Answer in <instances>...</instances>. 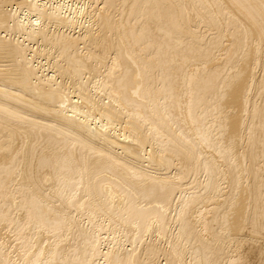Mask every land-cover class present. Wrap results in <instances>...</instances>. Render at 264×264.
I'll list each match as a JSON object with an SVG mask.
<instances>
[{
  "label": "bare ground",
  "instance_id": "obj_1",
  "mask_svg": "<svg viewBox=\"0 0 264 264\" xmlns=\"http://www.w3.org/2000/svg\"><path fill=\"white\" fill-rule=\"evenodd\" d=\"M54 1L0 0V264H264V0Z\"/></svg>",
  "mask_w": 264,
  "mask_h": 264
},
{
  "label": "rangeland",
  "instance_id": "obj_2",
  "mask_svg": "<svg viewBox=\"0 0 264 264\" xmlns=\"http://www.w3.org/2000/svg\"><path fill=\"white\" fill-rule=\"evenodd\" d=\"M60 1H61V2H60ZM64 1H65V2H64ZM69 1H70V0H69ZM69 1H68V0H55L54 2H56V3L59 4V5H58V4L55 3L56 6H59V7L62 6V8L64 7V9L67 10L69 7L72 8V7L74 6L73 2H72V1L69 2ZM54 2H53V4H54ZM63 2H64L65 5L68 3L70 6L67 4V5H66L67 8H65V5L62 4ZM71 2H72V3H71ZM55 4H54V5H55ZM63 5H64V6H63ZM68 6H69V7H68ZM9 8H10V7H9ZM12 8L14 9L15 6H14V7H11V9H12ZM13 9H12V10H13ZM21 12H22V11H20V12H18V13H20V15H22ZM200 27H201V26H200ZM200 30L202 31L201 28H200ZM203 30H204V29H203ZM201 176H202V175L199 176V179L201 180V178H202V180H203V176H202V177H201ZM200 177H201V178H200ZM111 235H112V234H111Z\"/></svg>",
  "mask_w": 264,
  "mask_h": 264
}]
</instances>
